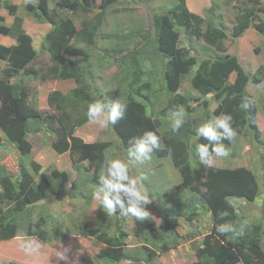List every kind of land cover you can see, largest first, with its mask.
<instances>
[{"label": "trees", "instance_id": "1", "mask_svg": "<svg viewBox=\"0 0 264 264\" xmlns=\"http://www.w3.org/2000/svg\"><path fill=\"white\" fill-rule=\"evenodd\" d=\"M100 1V5L95 6L93 0H54V7L49 5L51 0H36V4L29 2L25 8L33 19L51 27L37 50L33 38L23 27L24 18L17 15L16 5L10 0H0V10H8L14 17L13 23L7 25L5 17L0 15V36L15 40L11 46L0 43V64H6L0 73V130L4 134H0V148L10 143L19 154L15 158L18 173H10L6 166H1L0 240L17 238L21 227L19 220L30 215L34 205L55 194L58 196L62 190L69 189V193L87 191L90 203L94 195L103 198L109 191L104 187L102 177L110 178L104 174L112 160L109 158L110 149L120 155V150L134 148L130 140L153 131L161 138V147L153 148L149 155L169 158L181 176L178 189L199 194L207 202V210L211 211L210 233L196 252L197 260L190 264H264V208L259 225L252 227L251 233L239 232L244 215L239 214L236 204L229 201V198H234L247 204L258 200L264 182V153L260 154L261 167L256 170L220 168L200 161L192 167L189 163L193 141L197 137L204 139L211 156L215 154L213 148L216 145L227 146L241 137L249 138V143L254 145L258 138L264 137L259 120L260 113H264V102L258 103L248 91L249 85L259 84L260 79L251 77L237 54H227L225 42L229 35L220 21L211 19L202 33L205 20L190 12L185 0H175L171 9L152 16L148 29L138 26L132 36L113 31L103 35L109 41L111 39L103 57L112 59L120 69L117 73L120 84L98 96L89 82L92 74L90 51L98 45L109 12L120 0ZM238 1L243 7L235 16L232 40L242 38L249 29L264 35V4L259 0ZM95 7L100 11L91 19L83 20L79 29L76 19L94 12ZM210 12L214 14L215 7ZM193 35L205 40L204 48L196 49ZM137 37L141 40L132 45L131 41ZM77 43H84L85 48H80ZM194 51L207 58L200 60ZM152 61L154 66L158 65L157 62L161 64L160 73L150 70L146 62L151 64ZM40 63L43 66L38 68ZM193 69L194 74L189 78ZM39 75H42L41 82L73 81L75 87L68 94L59 91L49 94L48 111H38L32 104V90L27 79L35 80ZM159 76L160 81L157 82ZM12 79L17 81L12 82ZM185 82L200 95L195 105L188 97L189 92L183 90ZM158 91H161L165 104L163 114L159 116L152 110L149 112L150 99ZM117 99L127 106L123 118L112 126L121 140L118 147L112 148L115 143L112 141L87 143L76 135V128L90 122L87 117L90 103L99 101L105 106V111L110 112ZM178 111L184 113L185 123L178 132H173L171 118ZM76 112L79 116L73 118ZM227 115L232 116L231 127L237 134L231 141L223 136L219 141H210L198 135L196 129L199 126L209 123L215 127ZM213 116L217 118L214 123L211 122ZM163 124L169 126L165 134L162 133ZM217 131L222 134L224 130L217 127ZM39 144L43 148L50 145L61 157L69 154L77 172V181L71 182L68 173L55 166L44 171L35 161L28 162ZM129 174L132 177L131 171ZM121 183L127 185L129 182ZM120 196L127 207L130 197L123 192ZM81 198L84 197L81 195ZM225 212L227 215L222 217L221 213ZM97 214L99 228L92 229L85 223L81 235L101 246L97 254L101 260L114 264H153L160 250L167 253L177 248V244L168 237L161 245L153 240L152 248L143 244L141 249L131 250L126 243L129 231L121 227L119 207L115 214H108L100 202ZM47 217L40 215L37 222L30 223L25 235L40 242L65 237L67 233H63L60 226L54 228L52 234L46 231ZM108 217L113 218L114 227L107 223ZM132 218L133 230L138 235L156 230L151 216L144 221ZM179 221L166 216L163 224L175 235ZM221 225H231L235 232L220 234L216 229ZM128 253L135 262L127 261Z\"/></svg>", "mask_w": 264, "mask_h": 264}, {"label": "rangeland", "instance_id": "2", "mask_svg": "<svg viewBox=\"0 0 264 264\" xmlns=\"http://www.w3.org/2000/svg\"><path fill=\"white\" fill-rule=\"evenodd\" d=\"M13 5L17 7V15L24 18L23 27L31 35L34 40V45L38 49L41 48V44L47 32L51 27L47 24L37 23L33 17L28 13L25 8L30 2L36 4V0H10ZM122 1V2H121ZM188 10L201 16L205 23L202 25V33L206 31L207 23L211 19H217L226 28L229 35V39L226 40L227 54H237L240 57L242 64L246 71L251 77H257L260 79L259 84L251 83L248 87L249 93L257 100L258 103L264 102V35H260L255 29H249L242 38L232 40V31L235 24V16L237 12L243 7L238 0H185ZM264 4V0H259ZM95 6L100 5V0H93ZM50 7H54V0L49 2ZM175 5V0H120L118 4L114 6L109 12L106 23L102 29L101 36L98 41V45L90 51L91 54V77L89 82L92 85V90L95 94L105 95L107 92L114 90L120 84V75L117 73L120 69L116 66L114 61L105 60L104 55L106 45L111 41L105 38L103 35L109 32L131 34L136 32L138 26L144 29H148L152 16L156 13H161L171 9ZM215 7V13H211V9ZM100 11L99 8L94 9V12L83 15L76 19V24L79 29L82 28V21L91 19L95 14ZM0 15L5 17V23L11 25L14 21V17L11 16L6 9L0 10ZM1 27V25H0ZM103 36V37H102ZM0 41L6 45H12L15 40L9 37L0 36ZM141 40L138 37L131 44H137ZM192 42L196 49L201 50L204 48L205 40L202 37L197 38L193 35ZM80 48H85L84 43H77ZM210 50L212 51L211 47ZM207 48V49H208ZM205 49L204 51H206ZM193 54L200 60L207 58L205 55H199L195 51ZM204 56V57H203ZM45 57V56H44ZM150 65V70L155 73H160V66L157 62V66H154L153 61ZM40 63L37 67H42ZM159 66V67H158ZM6 67L5 63L0 64V73ZM194 74V69L191 74L188 75L191 78ZM42 75H39L37 79H27L31 91L32 104L37 107L35 110L44 111L49 109L47 104L48 95L54 91H59L63 94H68L69 91L75 87L73 81H44L41 82ZM157 82L160 81V76L157 77ZM17 79H12V82ZM190 82V80L188 81ZM185 82L183 90L189 92V98H192L193 104H197L196 99L199 97V93L190 89L191 85ZM161 91L150 99L149 112L152 110L153 114L157 116L163 114L164 109V97ZM163 99V101H162ZM215 105L213 106L214 109ZM74 107L70 108L72 110ZM27 108H25L26 110ZM107 112V111H106ZM179 113V111H178ZM177 114V113H176ZM79 114L76 112L73 118H76ZM193 118L194 116L191 115ZM260 124L264 129V113H260ZM217 118L213 116L211 122L214 123ZM113 125L109 124L107 127H101L99 124L88 122L82 127L76 128L77 136H82L84 141L93 142H115L112 148H116L117 143L121 142L120 137L116 136ZM163 134L166 133L169 126L163 124ZM197 130V129H196ZM79 133V134H78ZM0 134L3 133L0 130ZM169 134V133H167ZM4 135V134H3ZM2 135V136H3ZM264 136V135H263ZM262 136V137H263ZM31 138V137H29ZM258 138V137H257ZM237 141V142H235ZM249 138L235 139L231 144L225 146L229 155L227 157H217L215 154L212 155L213 166L220 168H235V167H246L251 170L260 168V154L264 153V137L258 138L255 144L249 143ZM198 144H204V139L197 137L193 141V148L190 152V164L195 167L199 162V156L196 155V146ZM50 145L46 144V148L40 154L42 155L43 161L48 162L53 156V152H50ZM43 147L39 144L35 150H41ZM194 150V151H193ZM120 155L117 154L116 150L110 149L109 158L120 159L125 162L131 171L132 178L137 180V186L142 187L151 201L145 207L149 211L151 216L154 218L155 229L149 230L146 233L138 235L134 232L133 218L132 216H124L120 214L121 227L124 230H128L130 236L127 238L126 243L131 250L137 251L141 249L143 244L148 245L152 248L151 242L154 240L155 244L158 242L160 245L163 241L172 240L176 245V249L165 253L159 251L157 256L154 258L153 264H190L197 260L196 252L202 246V240L210 233V227L212 224L211 211L207 210V202L199 194L193 193L186 189H178L177 185L181 182V176L178 171L174 168L169 158H159L155 155H151V161L141 163L136 160L134 155H130V151L120 150ZM231 152L236 154L232 155ZM19 157L16 148L10 143L0 148V173L1 166H6L10 173L17 172V160ZM40 155L38 157H40ZM117 155V156H115ZM118 157V158H117ZM35 160V152L28 158V162ZM71 165L68 163V159L60 162V165L66 166ZM52 169L48 166V171ZM73 169V167H72ZM75 170V169H73ZM104 174H108V169H104ZM73 177H77V172L73 171ZM261 180L263 176L260 177ZM77 181V179H76ZM260 179H258V182ZM69 190V189H68ZM68 190L59 193L56 197H49L40 204H36L31 208L30 215H24L19 220L21 225L19 231V238L1 241L0 240V257L2 264H114L111 261H105L97 258V252L95 242L93 239L88 238L92 243H86V252L83 253L85 248L78 249L76 240L72 237L73 235L81 234L84 231L85 223L90 225L100 226L97 221V210L100 201L93 199L90 203L87 197L90 193L87 191L76 190L71 193ZM260 196L254 203H241V200H235L229 198V201L235 203L237 209L240 210L239 214H243L244 217L240 221L238 231H249L252 232V227H257L260 223V217L264 208V182L261 185ZM81 195L84 198H81ZM102 198L101 196H99ZM243 206H242V205ZM48 216L49 224L45 228L47 232H52L54 228L60 226L63 233H67L65 237L51 242L40 243L41 247L38 251L33 253H26L21 250V243L25 242L23 239L30 238L26 236V229L30 223H35L39 220V216ZM107 216V215H106ZM177 218L180 220L177 225V233L174 235L173 231L168 230L163 224L164 217ZM107 223L113 227L114 220L111 217L107 218ZM153 235L155 236L153 238ZM177 235V236H176ZM159 237V238H158ZM22 238V239H21ZM38 240V239H37ZM38 242V241H37ZM70 243H73L71 245ZM93 244V245H92ZM201 245V246H200ZM68 251H65V250ZM63 252L68 258L67 260H61L59 254ZM139 257V256H138ZM140 258V257H139ZM127 261L135 262L131 254H127ZM15 261V262H10Z\"/></svg>", "mask_w": 264, "mask_h": 264}, {"label": "clouds", "instance_id": "3", "mask_svg": "<svg viewBox=\"0 0 264 264\" xmlns=\"http://www.w3.org/2000/svg\"><path fill=\"white\" fill-rule=\"evenodd\" d=\"M244 107H247V105H244ZM126 108L127 106L122 100L117 99L112 104L111 111L106 112L105 106L97 101L89 104L87 117L90 122L99 124L101 127H107L109 124L114 126L118 120L123 118ZM171 119V131L178 132L185 123L184 113H177ZM232 119V116L227 115L220 119L215 127L209 123H204L196 131L199 136L206 137L210 141H219L222 136L231 141L237 135L231 127ZM217 127L223 128L224 131L222 134L218 133ZM129 143L134 145V148L130 150V155H134L136 160L144 163L151 161L152 156L149 154L153 152V148L161 147V138L155 132L147 131L143 134V137H135ZM213 151L217 157H227L229 155L227 148L223 145L214 146ZM196 155L199 156L201 164L209 166L213 164V159L207 145L198 144L196 146ZM129 173V166L125 162L120 159H112L108 162V177L110 178L102 177V183L109 191L104 194L102 199L98 194L94 195V199L101 202L102 207L108 214H115L117 207H119L121 215L132 216L139 221H144L150 216L145 206L151 201L146 191L142 187L137 186V180L132 178ZM122 181H128L129 183L125 185L121 183ZM121 192L130 197L127 207H125L121 199ZM225 215H227L226 212L221 213L222 217ZM216 231L220 234H228L235 232V229L231 225H221L217 227ZM20 247L26 253H33L38 251L41 244L37 242V238L30 237L26 242H22ZM65 251L68 250L66 249ZM59 256L61 260L68 259L63 252Z\"/></svg>", "mask_w": 264, "mask_h": 264}, {"label": "crops", "instance_id": "4", "mask_svg": "<svg viewBox=\"0 0 264 264\" xmlns=\"http://www.w3.org/2000/svg\"><path fill=\"white\" fill-rule=\"evenodd\" d=\"M24 28H26V27H24ZM3 37H6V36H3ZM1 40V39H0ZM0 43L1 44H3V45H5V46H11V45H6V44H4V43H2L1 41H0ZM46 111H48L47 109H45ZM51 112V111H50ZM52 113V112H51ZM79 134V133H78ZM76 135H77V132H76ZM80 135V134H79ZM78 135V136H79ZM80 138H82L83 139V137L82 136H79ZM84 140V139H83ZM86 142V141H85ZM87 143H91V141H87ZM46 148V146H44V148L43 149H41V150H35V162L37 163V164H39L41 167H42V169L43 170H45V169H48V166H51V167H53V166H55L59 171H66L67 173H68V175H69V179H70V181L71 182H75L76 181V179H75V177H73V171L75 172V170H73L72 169V167H73V165L71 166L70 164L68 165H66V166H61L60 165V162H62V161H64L65 159H68V163H69V161H70V163H72L71 162V160H70V157H69V154H67L66 156H63V157H61V156H59L52 148H50L49 149V151L50 152H53L52 154H53V156H52V158H51V160H49L48 162H44L43 161V158H42V155H40L42 152H43V150ZM133 149V148H132ZM132 149H126L127 151H130V150H132ZM40 155V157H38ZM86 164V163H85ZM66 188H69V187H66ZM57 194H55L54 196H56ZM57 197V196H56ZM150 216H151V214H150ZM152 217V216H151ZM153 218V217H152ZM154 219V218H153ZM88 223V222H87ZM89 224V223H88ZM90 228H92V229H97V228H99V226H95V225H90ZM69 238H73V239H75L76 240V245H77V247H78V249H81V248H85V246H86V243H92V241H90V240H88V238L87 237H84V236H82L81 234H77V235H73L72 237H69ZM29 238H26V239H23L25 242L28 240ZM38 241V243L40 242L39 240H37ZM95 242V241H94ZM40 243H43V242H40ZM71 245H73L74 246V244L73 243H70ZM93 245V244H92ZM93 246H95L96 247V249L98 250V252H99V250H100V248H101V246L99 245V244H97L96 242H95V245H93ZM86 249L87 248H85V249H83L84 250V254H85V252H86ZM97 252V253H98ZM98 258V257H97ZM10 262H15V261H10ZM0 264H2V262H1V257H0Z\"/></svg>", "mask_w": 264, "mask_h": 264}]
</instances>
